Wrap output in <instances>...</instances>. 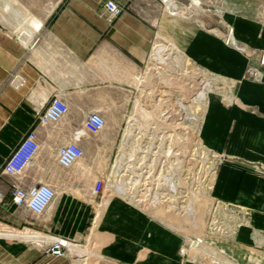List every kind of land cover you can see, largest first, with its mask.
<instances>
[{"label": "crops", "instance_id": "obj_1", "mask_svg": "<svg viewBox=\"0 0 264 264\" xmlns=\"http://www.w3.org/2000/svg\"><path fill=\"white\" fill-rule=\"evenodd\" d=\"M55 1L53 8L42 11V0H0V264H100L104 260L102 234L88 235L87 244L82 245L87 224L99 205L89 199L87 187H75V192L85 195L79 201L68 197L70 187L59 191L54 181L60 166L56 149L77 131L84 133L82 137L87 135V127H83L85 114L118 113L120 99L137 98L138 78L156 32L174 14L142 8L137 5L142 0H116L124 9L110 19L106 0ZM247 87H256L242 90V98L250 99L248 107L242 106L235 113L222 108L215 109L218 113L214 111L215 115L225 113V129L232 131L230 140L227 133L223 136L220 151L227 161L218 173L216 169L214 195L264 214V169L260 168L264 162V85L251 83ZM56 96L68 101L69 113L57 123H41L40 116ZM228 114L238 120L233 127ZM213 123H208L209 136L217 142L221 136L215 133L218 125ZM31 129L36 130L41 148L21 180L25 185L48 182L56 188L57 195L44 215H35L25 205L12 201L15 177L3 171L6 159ZM81 144L85 146L83 140ZM217 204L225 209L224 203ZM130 214L136 217L133 211ZM136 220L145 226L144 239L139 242V238L127 234L128 241L118 239L119 243L107 253L109 257L131 264L150 238L149 245L175 258L168 248L174 241L172 235L158 237L152 218L143 221L137 216ZM61 240L66 242L62 255L48 252ZM68 243L82 248L91 244L92 248L79 254ZM137 243L141 248L137 249ZM223 251L241 264H250L248 258L255 259L254 264L264 263V253L253 248H242L237 253L227 248Z\"/></svg>", "mask_w": 264, "mask_h": 264}, {"label": "rangeland", "instance_id": "obj_2", "mask_svg": "<svg viewBox=\"0 0 264 264\" xmlns=\"http://www.w3.org/2000/svg\"><path fill=\"white\" fill-rule=\"evenodd\" d=\"M108 1L105 2V9ZM113 1L123 11L124 5L116 0ZM56 3L55 0H42L41 9L48 11ZM137 5L154 11L174 12L170 14L172 16L169 22L156 32L149 58L139 76L141 79L153 77V72L156 74L165 72L169 75V78L158 83L165 87L163 93L166 97H163L161 102L170 99L172 103L170 110H173V113H159L154 107L138 101L141 88L138 78L137 98L120 99L118 113H110L108 110L111 108H108V112L103 114L105 126L101 130L95 131L87 127L83 118V127H87L85 128L87 135L81 138L85 143L84 156L69 168L58 165L60 171L58 170L54 179L59 191L65 186L71 188L72 192L68 197L72 201H79L81 196L85 197L84 194L75 192L78 191L75 187H87L90 191L89 199L99 205V209H95L92 219L87 224L88 229L82 245L87 244L88 235L98 232L102 234L104 241L100 246L106 252L108 259L104 258L100 264H128L109 257L107 253H110L115 243V245L119 243L118 239L128 241L127 234L139 238V242L144 239L145 226L136 219L138 215L142 220L146 219L149 207L154 209L163 207L164 213L178 214L180 219L183 215L188 218L190 208L194 204L188 196H197L206 189L210 177V163L213 159L217 160L218 173L219 167L227 161L220 147L224 134L227 133L228 141L232 131L225 129V113L215 115V109L222 108L229 113L232 111L235 113L242 106L248 107L247 102L250 99L242 98V90L256 89V87H247V84L251 83L264 85V0H142L137 2ZM107 16L109 17L108 13ZM174 21L177 23L173 25ZM245 46L249 50H245ZM163 60L166 62L164 63ZM187 73L189 75H184ZM184 77L189 79L187 83H190V86L183 85ZM158 80L157 78L156 81ZM178 81L180 84L175 85ZM192 89L194 92L191 91ZM200 92L207 93L211 98L210 101L207 103L201 101ZM179 103L181 114L174 111L179 108ZM135 117L161 126L163 130L156 132L157 130L151 129L152 131L143 135L138 132L139 128H136V135L128 139L126 131ZM210 121L214 122L213 125H218L215 133L221 136L220 141L210 140L209 134H212L208 127ZM228 122L233 127L238 120L231 119L230 114ZM168 123L175 127H170ZM191 130L195 137L198 134L204 149L207 147V152L203 151L204 154L198 152L193 136H189ZM81 133L84 134L82 131L77 134L81 136ZM171 133L178 134L179 138L180 136L186 138L184 140L182 138L183 141L178 144L175 143L176 139L172 140ZM125 145L128 148L126 159L119 167L118 159ZM218 150L221 153H218ZM220 154L222 155L219 156ZM260 168L264 169V162L261 163ZM99 178L104 179L105 186L101 193L95 194L94 184ZM215 180L210 189V197L215 201L216 206L219 201L224 203L225 209L219 206L209 212L203 208L199 221L194 217H189L188 220H191L194 227L205 224L203 238L211 247L222 251L225 248L228 251L232 249L235 253L242 248H253L264 253V214L218 199L214 195ZM164 181L166 184L163 183ZM187 199L189 204L193 202L192 205L187 203ZM199 200L201 199L196 202ZM131 211H135L136 217L130 214ZM46 212L47 210L42 215ZM149 216L157 226L158 237L160 234L164 237L169 233L174 238L168 248L175 254V258H169L161 250L159 251L170 264L205 263L200 259H192L190 253L184 249L190 248L191 244L183 234L172 230L167 223L159 217L156 218L155 214ZM149 240L143 243L145 248L142 246L143 248L137 251L138 255L146 252ZM128 244L127 242L126 246ZM139 248L141 246L137 243V249ZM62 249L66 250L64 247ZM203 250L209 249L203 246ZM141 261L135 259L131 264L159 262L157 257ZM248 262L254 264L255 259L248 258Z\"/></svg>", "mask_w": 264, "mask_h": 264}, {"label": "bare ground", "instance_id": "obj_3", "mask_svg": "<svg viewBox=\"0 0 264 264\" xmlns=\"http://www.w3.org/2000/svg\"><path fill=\"white\" fill-rule=\"evenodd\" d=\"M18 13V12H17ZM211 16V15H210ZM209 17V16H208ZM244 47V46H243ZM245 50H249L247 46H245ZM169 52V50H168ZM167 52V53H168ZM159 56V55H158ZM157 57V55H156ZM163 58V57H162ZM165 58V57H164ZM160 59V58H159ZM157 60H158V57H157ZM181 60V59H180ZM160 61V60H159ZM162 61V60H161ZM164 62V60H163ZM166 62V61H165ZM164 62V63H165ZM182 62V61H181ZM163 72V71H162ZM191 73V72H190ZM184 75H189L188 73L187 74H184ZM152 76V75H151ZM159 79L158 81H156V79ZM169 78V75L167 73H154L153 72V77H150L149 78H145V79H140V85H141V88H140V94H139V97L137 98L138 101L140 102H143L149 106H152L154 107L159 113H162V114H168L170 112L173 113V110H170L172 106H170L172 103H171V100H166L164 102H161V99H164L163 97H166V94L164 95L163 91L165 90V87L163 84L161 83H158V82H162L164 79H167ZM187 78H183L182 81H184L183 85H186L187 87L190 86V83H187ZM192 80V79H191ZM198 81V80H197ZM180 84V81L178 82H175V85H179ZM172 86V85H171ZM209 86V85H208ZM211 86V85H210ZM213 88V87H212ZM192 92H194V90L192 89L191 90ZM208 91V90H207ZM214 91V90H213ZM196 92V91H195ZM167 93V92H166ZM181 96V95H180ZM171 97V96H170ZM177 97V96H176ZM166 99V98H165ZM176 99V98H175ZM199 99V98H198ZM211 98H209V95L207 93H203V92H200V100L201 101H205L206 103L208 101H210ZM181 100H179L180 102ZM189 101V100H188ZM177 103V102H176ZM183 103V102H182ZM189 104V103H188ZM177 107V106H176ZM186 107V105H185ZM187 108V107H186ZM185 108V109H186ZM222 110V109H221ZM224 110V109H223ZM177 114L180 113V103H179V108L177 110H174ZM186 111V110H185ZM184 113V112H182ZM189 113V112H188ZM186 115H188L187 113H185ZM204 114V113H203ZM194 117V116H193ZM141 118V117H140ZM189 119V118H188ZM170 125V127H175L174 125L171 126V123H168ZM177 126V125H176ZM168 127V126H167ZM136 128H139L140 131L138 132H141L143 135L147 134L148 131H156V132H160L162 129L161 126H157V125H154L153 123H151L150 121H147V120H141V119H138L137 117L134 118V120L131 122V124L129 125V127L127 128V131H126V136L127 138L129 139L130 137L136 135L137 133V130ZM152 129V130H151ZM171 129V128H170ZM189 131V130H188ZM188 131L186 133H188ZM166 132V131H165ZM82 134V133H81ZM189 136H193V139H194V142H195V146L199 149L198 152L202 154H204V152H207V147L204 149L202 143H201V139L198 137V134L197 136L195 137V135L193 134V130H191L189 132ZM165 135V134H164ZM178 134H172L171 133V137H172V140L173 138L176 139L175 140V143L178 142V144H180V141L183 140L186 138V136H180L177 137ZM154 138V137H153ZM158 138V137H157ZM193 139H190L193 141ZM182 140V141H183ZM189 142V141H188ZM125 144V143H124ZM190 146L192 147V145L190 144ZM127 146L125 145L123 147V149L121 150V155L118 159V163L119 164V167L122 166L124 164V159L125 158V155L127 154ZM191 151V150H190ZM204 151V152H203ZM157 153V152H156ZM160 155V154H158ZM170 156V155H169ZM203 156V155H202ZM168 158V157H167ZM177 158V157H176ZM210 158V157H209ZM158 160V159H157ZM179 160V159H178ZM174 163V162H173ZM176 163V162H175ZM181 163V162H180ZM177 165V164H176ZM174 165V166H176ZM180 166V165H179ZM182 166V165H181ZM217 160L213 159V162L210 163V169H209V172H210V177H209V182H208V186L206 187V189H204L202 192H199V194L196 196V195H193V197H189L190 199L193 200L194 204L192 205V200L190 202H192L191 204L188 203V199H187V203L189 205H192L193 207L190 208V211H189V215L186 218L185 215H183V218L180 219L178 214H167V213H164V209L163 207H159V208H148L149 209V213L147 215V218L146 219H143V221H148L150 218H149V215L150 214H155L160 220L164 221L165 223H167V225L172 229L174 230L175 232H180L181 234H183L186 238V240L191 244L190 245V248L186 249L184 248L185 250H187L189 253H190V256L192 259H200L202 262H205L204 264H241L237 259L227 255L226 253H224V251H222L221 249H217L216 247H211L207 242H205L204 238H203V235H204V225L205 224H200L199 227L197 226H193V223L191 222V220H188L192 217L195 218V220H198L199 221V218H201L200 216L202 215L201 213V210L203 208H205L206 211H209L211 209H216L218 208L220 205L217 204L216 206V203L215 201H213L210 197V189H211V186L213 185V182H214V179H215V175H216V169H217ZM117 167V165H116ZM178 169L180 167H177ZM115 170V169H114ZM175 170V169H174ZM177 170V169H176ZM173 171V170H172ZM208 172V171H207ZM165 173V172H164ZM170 173V172H169ZM173 174V173H172ZM165 176V175H164ZM166 177V176H165ZM118 179V178H117ZM173 180V179H172ZM166 181V179H165ZM163 182L166 184V182ZM162 183V184H163ZM184 183V181H183ZM181 184V183H180ZM164 185V184H163ZM168 185H171V184H168ZM191 185V184H190ZM173 185H171L172 187ZM179 186V185H178ZM175 187V186H174ZM176 189V187H175ZM201 190V189H200ZM199 190V191H200ZM120 191H121V188H120ZM160 191V190H159ZM161 192V191H160ZM193 192V190L191 191V193ZM198 193V192H197ZM161 194V193H160ZM192 195V194H191ZM190 195V196H191ZM156 196V195H155ZM176 196V194H175ZM196 196V197H195ZM157 197V196H156ZM200 198L203 202H201V200H199V202H196V200ZM141 205V204H140ZM185 207H187V205H184ZM172 207V206H171ZM130 209V208H129ZM184 209V208H183ZM182 209V211H183ZM137 210V209H136ZM185 210V209H184ZM219 210V209H218ZM184 212V211H183ZM135 213V211H134ZM136 214H139V213H136ZM143 214V213H142ZM191 214V216H190ZM126 215V214H125ZM139 216V215H138ZM144 217V215H142ZM154 216V215H153ZM140 217V216H139ZM142 217V218H143ZM190 217V218H189ZM150 221V220H149ZM143 224V223H142ZM229 227V226H228ZM230 228V227H229ZM228 228V229H229ZM226 230V228H225ZM232 231V230H230ZM227 233L229 231H226ZM226 234V233H225ZM228 235H231L228 233ZM94 239V238H92ZM95 240V239H94ZM94 240L91 241V244L93 245V242ZM62 243V245L64 243H66L64 240H61L60 241ZM72 248L74 249H77V250H86L88 252L91 251V248H92V245H88V246H85V248L83 247H80V246H77V245H74V244H71V243H68ZM205 246L206 248H208L209 250L207 251H204L203 250V246ZM145 248V247H144ZM158 247L156 246H151L148 244V246H146V252L143 253V254H139L137 255L136 257V260L139 261V260H142V261H145L146 258H151V257H157L158 259V264H170L167 259L164 257V255H162L161 253H159V249H157ZM79 254H81V252ZM77 252V251H76ZM75 252V253H76ZM85 252V251H84ZM93 252V251H92ZM95 253V252H94ZM78 254V253H77ZM83 254V252H82ZM88 255V254H87ZM86 255V256H87ZM98 255V254H97ZM96 256V255H95ZM99 256V255H98ZM97 257V256H96ZM79 258V257H78ZM81 258V257H80ZM89 258V257H87ZM105 259L107 258L108 259V256H105L104 257ZM160 258V259H159ZM86 259V258H85ZM90 259V258H89ZM97 260V259H96ZM99 260V258H98ZM205 260V261H204ZM83 261V260H82ZM88 261V260H87ZM92 261V259H91ZM141 261V262H142ZM157 261V260H156ZM161 261V263H160ZM79 262V261H78ZM94 262V261H93ZM97 262V261H96ZM137 263V262H136ZM135 263V264H136Z\"/></svg>", "mask_w": 264, "mask_h": 264}, {"label": "built area", "instance_id": "obj_4", "mask_svg": "<svg viewBox=\"0 0 264 264\" xmlns=\"http://www.w3.org/2000/svg\"><path fill=\"white\" fill-rule=\"evenodd\" d=\"M106 11L109 17L118 16L122 10L113 0L106 3ZM70 111V104L62 97H53L48 103L46 109L40 116L43 124L57 123L65 117ZM84 122L92 130L99 131L105 126V117L101 112L92 111L84 115ZM75 132L65 143L59 145L56 149L57 162L64 168H69L76 164L85 153L81 144L82 136ZM41 148V143L35 129H31L25 135L23 140L15 147L9 157L6 159L3 171L15 177L12 184V201L17 205H25L35 215L43 214L49 205L54 201L57 191L54 185L48 182H35L25 185L21 180V175L28 164L34 159ZM105 181L102 178L97 179L94 184L95 194L103 191ZM3 200V193L0 190V201ZM48 252L55 255H62V243L57 241Z\"/></svg>", "mask_w": 264, "mask_h": 264}]
</instances>
